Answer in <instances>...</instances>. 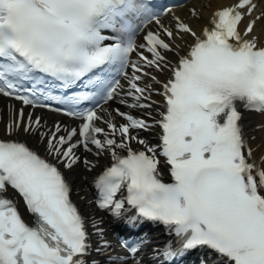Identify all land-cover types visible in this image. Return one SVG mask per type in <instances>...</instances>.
Instances as JSON below:
<instances>
[{
  "label": "snow or ice",
  "instance_id": "snow-or-ice-1",
  "mask_svg": "<svg viewBox=\"0 0 264 264\" xmlns=\"http://www.w3.org/2000/svg\"><path fill=\"white\" fill-rule=\"evenodd\" d=\"M256 8L254 0L219 7L198 31L174 13L165 27L145 0H0V95L33 107L57 101L81 121L76 128L57 124L41 132V119L29 113L25 121L21 108L6 125L7 138H0V264H89L90 233L61 168L80 163L76 149L91 151L89 145L97 155H111L94 180L97 206L116 218L134 210L127 217L133 226L144 220L165 225L175 237V245L160 253L165 259L207 248L220 264H264V156L253 158L240 111L264 112V41L254 34L264 12L241 27ZM153 22L158 30H147L138 42L137 34ZM146 69L168 70L169 77L161 82ZM153 83L162 84L157 94L164 97L156 121L159 144L132 135L152 127L147 120L115 109L127 121L117 125L99 114L121 93L134 99L131 107L151 108L155 102H140L151 100ZM76 87L83 90L70 92ZM62 130L67 134L59 135ZM21 132L36 133L51 159L21 141ZM160 156L171 182H165ZM9 187L23 198L32 224L7 198ZM96 231L103 237V229ZM142 244L123 241L122 247L135 258ZM103 245L110 246L107 240ZM107 259L128 264L127 256Z\"/></svg>",
  "mask_w": 264,
  "mask_h": 264
},
{
  "label": "bare ground",
  "instance_id": "bare-ground-1",
  "mask_svg": "<svg viewBox=\"0 0 264 264\" xmlns=\"http://www.w3.org/2000/svg\"><path fill=\"white\" fill-rule=\"evenodd\" d=\"M236 1L237 0H190L183 7L172 9V11L166 17H163L160 20L165 27H170L173 24L172 14L174 13L176 16H180L186 21H192L199 31L202 26H205L208 23V20L211 18L215 10H217L219 7H223L226 4H233ZM260 6L261 7L259 14L261 12H264V1L260 2ZM192 8H196L197 12L200 14V19H195L193 17L191 11ZM158 28L159 26L154 23L153 29L158 30ZM254 34L260 36L261 40L264 41V19L257 21L256 28L254 29ZM186 39H188L190 42V38ZM140 42H143V38L140 40ZM145 55L150 57V54L147 52H145ZM167 55L170 60H174L171 53H168ZM146 71H150L151 75L155 76L156 79L160 80L161 82H163V80H165V77L169 74L168 70H165L164 72H158L152 69H146ZM143 82L150 83L151 81L148 78H145V81ZM122 83L125 84L124 92H127V82L123 80ZM161 86L162 84H152V87L155 90L159 89ZM122 100L126 101L125 103L121 104L122 107L136 111L140 116L143 117V119L148 120L150 122V125H152V127H150L148 130H142L140 132L132 130V135L147 140L151 145L158 144V137L155 136V133H157L158 131V127L153 123L155 122V119L158 115L157 108L160 105V101L163 100L161 95L157 94L156 91H153L150 101L146 100L140 102L142 104L155 102L152 103L151 108L131 107V105L135 104L136 102L132 97L129 96L123 95L121 101ZM21 108H23L24 111L25 121L27 120L29 113H31L33 119H35L36 117H39L41 119V124L43 125V127L40 129L41 132L47 129L54 130L57 124H60L62 129H70L75 125V120L69 117L61 116L53 112H47L41 109H33L22 104L19 101L0 95V133L2 135L6 136V125L11 120L18 118L19 110ZM105 110L106 111H104V113L106 114L107 119H114L117 125H119V123L123 120L122 117L112 111L110 105H107V108ZM241 124L245 136L248 140V145L253 150V158L256 159L257 162H259L260 158L264 156V113L247 112ZM103 127L107 130V126L105 123H103ZM66 134L67 133L63 130L61 131V133H59V135ZM19 136H22V138L28 140L38 149L45 151L44 143L38 142V136L36 133L29 135L27 133L21 132ZM131 145L134 146L138 144L133 141L131 142ZM90 148L92 149L91 151H85L84 149L79 147L76 149V154L79 156L82 155L80 153L86 154L85 156L87 157V160L91 161L94 167L89 168L85 166L82 162L83 160H81V162L75 165L71 170L66 169V171L74 183V195L81 203L87 214L91 217L95 225H97L99 223L102 224V222H100V215L102 214V211L97 210L93 205V201L90 197L88 179L92 177V175H94L99 170V168H101L110 160L111 155L108 152H101L99 155H97V149L95 148V146L91 145ZM102 215L103 217L107 216L106 214ZM102 239L108 240L106 236H103ZM157 243L158 242L156 241L152 242V244ZM109 244L110 246L106 247V249L103 250L102 253H100V257L103 258L106 255H112L116 251V249H112V244L110 242ZM206 264H218V259H216L214 256H211L209 260L206 261Z\"/></svg>",
  "mask_w": 264,
  "mask_h": 264
}]
</instances>
